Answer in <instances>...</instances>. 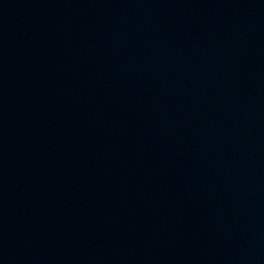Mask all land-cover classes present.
Masks as SVG:
<instances>
[{
  "label": "water",
  "instance_id": "obj_1",
  "mask_svg": "<svg viewBox=\"0 0 264 264\" xmlns=\"http://www.w3.org/2000/svg\"><path fill=\"white\" fill-rule=\"evenodd\" d=\"M0 264H264V0H0Z\"/></svg>",
  "mask_w": 264,
  "mask_h": 264
}]
</instances>
